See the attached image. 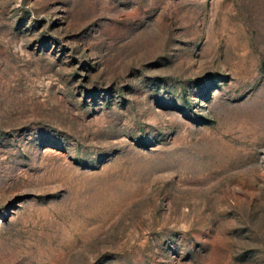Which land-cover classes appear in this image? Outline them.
<instances>
[{"label":"rangeland","instance_id":"rangeland-1","mask_svg":"<svg viewBox=\"0 0 264 264\" xmlns=\"http://www.w3.org/2000/svg\"><path fill=\"white\" fill-rule=\"evenodd\" d=\"M0 264H264V0H0Z\"/></svg>","mask_w":264,"mask_h":264}]
</instances>
